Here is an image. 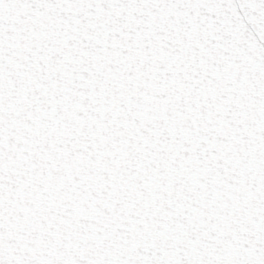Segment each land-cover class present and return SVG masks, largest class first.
Instances as JSON below:
<instances>
[{
	"label": "snow or ice",
	"instance_id": "1",
	"mask_svg": "<svg viewBox=\"0 0 264 264\" xmlns=\"http://www.w3.org/2000/svg\"><path fill=\"white\" fill-rule=\"evenodd\" d=\"M0 264H264V0H0Z\"/></svg>",
	"mask_w": 264,
	"mask_h": 264
}]
</instances>
